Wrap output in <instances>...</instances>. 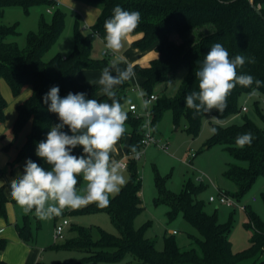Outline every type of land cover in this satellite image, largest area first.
Returning <instances> with one entry per match:
<instances>
[{
    "label": "trees",
    "instance_id": "16d2710c",
    "mask_svg": "<svg viewBox=\"0 0 264 264\" xmlns=\"http://www.w3.org/2000/svg\"><path fill=\"white\" fill-rule=\"evenodd\" d=\"M98 6L100 15L91 31L104 41L105 20L111 18L113 9L119 5L127 11H138L141 16L138 27L131 33L142 37L133 43L140 50L154 47L158 58L148 67L135 66L136 74L142 79L140 85L145 97L157 95L158 99L151 107L152 127L155 129L163 113L170 110L174 121L179 124L186 120L187 131L197 136L202 121L209 113H195L185 103L186 95L198 91V80L195 73L203 64L204 58L215 43L222 44L229 52V57L242 55L246 58L243 67L238 68V74H249L264 81V0H253L260 7L262 16L258 15L250 0H78ZM34 6H55L52 0H0V16L8 8H21L26 13ZM49 14V13H48ZM53 19L48 22L40 19L37 32L28 34L27 45L20 48L16 42L8 41L18 33V25H0V82L4 80L11 88L14 96H19L24 90L31 89L30 96L18 106L17 120L12 133L5 135L7 140L4 150L11 156L8 166L14 170L21 166L22 173L26 160L29 158L39 165L44 161L36 156L37 143L46 139L53 125L54 113L48 111L43 103V96L52 86L60 88L59 95L66 96L69 92H83L89 99L111 103L104 95L98 94L97 85L79 84L76 75L82 70H103L110 65L108 58L94 59L91 56L92 41L85 35L77 20L74 28V49L68 56L55 55L49 61L44 60L46 53L55 45L65 28V14L55 7ZM106 42V41H105ZM254 58V63H248L247 58ZM184 75L181 85L174 95L158 92L162 84L169 87L179 75ZM251 87L237 85L227 99V108L221 113L214 110L217 120L225 122L239 115L242 108L239 99L243 94L250 93ZM127 85L122 84L116 91V99L121 103L126 96ZM264 96V84L258 89ZM6 101L0 88V125L5 122ZM125 123L126 132L121 138L125 143L129 136L127 154L141 148L143 138V119L131 112ZM256 114L264 123V112L257 107ZM217 129L206 143V148L223 145L233 159L244 162L247 167L229 164L225 177L236 185V192L227 194L238 202L252 189L256 180L264 176V128L259 127L254 120L245 116L240 124L222 126L213 124ZM64 131L69 130L65 127ZM155 132V130H154ZM251 132L253 141L250 146L240 148L235 140L238 135ZM69 134H71L69 132ZM23 135V137H22ZM74 155H81L82 148L73 150ZM112 156V154H111ZM130 178L121 187L119 193L109 197L108 207L100 208L96 203L74 209L71 214L107 213L118 235L106 232L98 226L76 228L75 239H67L66 243L54 244L55 250L82 252L85 256L79 264H240L251 261L250 264H264L261 259L264 252V222L245 205L250 227L254 229L250 246L241 253L232 249L229 234L231 223H221L217 213L208 214L204 211V202L197 200V195L203 186H195L187 182L179 194L167 189L166 183L170 174L161 177L155 169V185L158 190L156 205L165 204L169 207L167 213L170 221L182 216L192 224L199 233L194 238L195 247L182 250L174 236L165 237L163 250H158L155 243L146 236L150 224L140 228L134 227V220L141 214L142 180L138 174L137 160L128 158ZM78 177L77 189L82 184ZM264 202V193L262 194ZM8 199L4 190L0 191V217H7L6 205ZM31 217L39 218L35 209L25 215L21 224L16 226L20 238L25 243H34L36 233L30 226ZM6 242L0 239V253ZM131 255L133 261H125ZM0 264H4L0 261Z\"/></svg>",
    "mask_w": 264,
    "mask_h": 264
},
{
    "label": "rangeland",
    "instance_id": "374dc122",
    "mask_svg": "<svg viewBox=\"0 0 264 264\" xmlns=\"http://www.w3.org/2000/svg\"><path fill=\"white\" fill-rule=\"evenodd\" d=\"M74 1L86 5L87 7L100 10L98 6L83 1ZM60 11L65 14V28L55 45L44 56L45 61H49L57 54L62 56L71 54L74 49V28L77 20H79L81 31L84 33V17L79 9L69 4L62 6ZM42 17L48 22L53 19V14L47 13L46 6H34L28 13L21 8H8L5 10L3 16H0V25L11 26L17 24L19 34L15 37H9L7 40L9 42H16L20 48H25L28 34L38 31L39 22ZM85 35L90 36L92 41V58L103 59V44L93 39L89 31H86ZM110 61L109 59V62ZM183 76V74H180L176 77L169 87H165L164 84L160 85L158 87V92H166L171 96L176 94L181 85ZM124 84L127 86L130 84V88H127L126 96L122 101L125 100L127 104L136 105L138 108L137 114H145V107L138 95L139 92L142 91L141 87L135 86L133 81H126ZM0 86L2 96L6 101V118L5 122L0 125V144L3 142L5 144L8 139L5 140L3 137L12 133L18 116L17 108L28 98L27 90L29 88L24 90L19 96H14L7 82L1 80ZM239 106L240 108L246 107L247 111H241L239 115L225 122L217 120L214 115V110H212L204 117L199 133L195 137L187 131L185 119H182L179 124L175 123L174 115L170 110L165 111L161 119L157 122L154 133L159 142L143 149L140 158L137 160L138 174L142 180L141 206L143 210L134 220V227L140 228L145 224H150L146 236L155 243L158 250H163L165 246V237L171 236H174L178 246L182 250L194 248L196 246L194 238L199 237V233L195 227L182 218V216L170 221L167 216L169 207L165 204H155V199L158 198V190L155 185V169H157L159 175L163 178L169 174L171 175L166 183V187L175 194L182 192L187 182L195 186L202 185L203 190L197 195L196 199L204 202V211L208 214H214L216 212L219 222L225 224L231 223L232 229L229 234V241L231 242L233 251L241 253L249 248L255 231L250 227L248 213L240 208H231L221 205L219 202L209 201L211 196L217 198L221 193L233 194L236 192V185L225 177V172L229 164H238L247 167L246 163L233 159L223 145L218 144L206 148V143L213 134L211 131L212 125L219 124L222 126H229L232 124H240L243 122L245 116H248L254 120L259 127L264 128V123L256 114L257 107L260 111L264 112L263 95L259 94L254 97H249V95L243 94L239 99ZM212 117H215V119ZM128 137L129 136L126 138ZM6 155V151L0 147V191L3 189L8 199L6 205L8 217V215L11 216L14 214L11 206H8V204L14 206L16 204L19 207L10 195V182L17 177V174H22V172L20 169L21 166H17L14 170L9 168ZM112 159L119 163H127V151L121 159H116L113 155ZM40 166L46 170H50L51 167L45 161H43ZM122 172L128 181L130 178L129 168L122 169ZM84 184L85 182L82 180V184L78 190L82 189ZM263 193L264 176H260L257 178L252 189L239 203L247 205L249 209L255 212L264 222ZM116 194L110 195V198L114 197ZM254 198L256 201H253ZM70 210L72 211L70 208H65L61 216L54 217L51 220L44 221L39 219V230L37 229V220L31 217L30 226L34 233H36V240L34 243H25L20 238L15 226H13V230L6 231V233L1 236V239L6 242L4 250L0 253L1 262L4 264H16L18 261L17 257L14 258V254L17 251L26 252V249L23 247L25 244L31 247L34 245L43 246L42 244L48 246L50 243L53 245L54 243L60 245L66 243V241L56 242L55 240L53 232L55 225H57V220V223H59L67 219L71 223L67 229V239L76 238V233L74 232L76 228H86L90 226H98L108 233L118 235V231L113 226L107 213L75 215L71 214ZM17 211L20 213L22 209L19 207ZM6 218L0 217V219ZM174 231L176 232L175 234L173 233ZM19 241H21V244ZM83 254L82 252L76 251L62 250L56 252L47 250L44 253L43 260L44 264H59L66 255H72V257H74L77 255L83 256ZM261 259H264V252ZM125 261H133V257L129 255ZM250 262L249 260L240 264H250Z\"/></svg>",
    "mask_w": 264,
    "mask_h": 264
},
{
    "label": "clouds",
    "instance_id": "9594fccd",
    "mask_svg": "<svg viewBox=\"0 0 264 264\" xmlns=\"http://www.w3.org/2000/svg\"><path fill=\"white\" fill-rule=\"evenodd\" d=\"M140 20L138 11H127L119 5L114 7L113 15L104 23L106 48L113 53L119 52ZM247 62L254 63L255 60L249 57ZM245 63L244 56L230 58L222 44H213L195 73L198 91L186 95V106L195 113H210L212 110L222 113L237 85L251 87L255 84L256 87L248 95H259L258 89L264 81L237 72ZM135 77L131 64L121 69L113 62L102 70L95 83L101 86V95L111 103L89 99L83 92H69L61 97L57 86H52L43 96V103L48 106L49 112L57 115L59 123L50 127L46 139L37 143L35 151L37 157L51 166L50 170L29 158L23 173L17 174L10 182V195L24 214L35 209V215L47 221L61 216L65 208L79 209L91 203L100 208L109 206L110 195L119 193L127 182L122 165L111 156L126 132L128 119L124 105L116 99L115 89ZM138 95L147 108L148 101L143 100L146 93L140 91ZM65 127L68 132L64 131ZM211 131L217 133L215 127ZM252 141L253 134L246 132L238 135L235 143L243 148L250 146ZM77 147L82 148L79 156L73 154ZM131 151L136 153V147L132 146ZM78 177L85 182L80 190L77 189Z\"/></svg>",
    "mask_w": 264,
    "mask_h": 264
},
{
    "label": "crops",
    "instance_id": "0c3cea01",
    "mask_svg": "<svg viewBox=\"0 0 264 264\" xmlns=\"http://www.w3.org/2000/svg\"><path fill=\"white\" fill-rule=\"evenodd\" d=\"M58 2H59V8H61L62 6H66V5L70 4V5H73L74 7H76L77 9H79L83 13V17H84L83 30H84V33L86 34V31H89L91 34V37L93 39H95L98 42L103 44L102 58L110 59L111 60L110 65L113 62H116L118 64V66L121 69H123V68L127 67L128 64H131L133 66L134 71H135V66L138 65L140 67H148V66H150V64L153 60L158 58L159 55L156 52L154 47L148 48L147 50H140L139 48L134 47L133 43L142 37L141 34L132 35L130 33L127 36V38L125 39V41L123 42L122 49L119 52H115V53L111 52L110 50H108L106 48V42L101 37H99L97 34L90 31L91 30L90 27L95 24L96 20L98 19L99 15H100V10L87 7L86 5L79 4L78 2L76 3L74 0H58ZM105 50L107 51V55L103 54V52ZM101 72H102V70H82V71L77 73L76 80L79 84L97 85L98 86V94L101 95V86L98 83H95L96 81L99 80V78L101 76ZM113 75H115L114 71H113ZM130 81H133L134 85L137 87H140V85L142 83V79L137 74H136L135 79L130 80ZM121 86H122V84L117 86L115 91L120 89ZM0 88H1V86H0ZM127 88L128 89L130 88V84H128ZM27 92H28L27 96L29 97L31 94V90L28 89ZM121 104L124 105L125 110L127 112H129V107L131 105L127 104V101H125V100L122 101ZM57 123H59V120H58L57 115L55 114L53 125L57 124ZM128 141H129V137L125 140V143H122L121 140L118 142V144L116 146V151L112 153V155L116 159H121L124 156V154L127 151ZM0 145H1L0 147H2L4 150V146H5L4 142L1 143ZM10 158H11V156L7 153L6 160L8 162H9ZM20 169L22 172V168H20ZM4 181H5V179H4ZM141 195H142V192H141ZM253 201H256V199L254 198ZM8 206H11L14 214H12L11 216L8 215V217L6 219H0V239H1V236H3L6 233V231L13 230V226L16 227L18 224H21L20 221L22 222L23 217L26 215V214H24V212H22L23 210L20 212L21 214L17 211L19 207L16 204H15V206L8 204ZM72 210H74V209H72ZM57 221H56V224H57ZM19 242L21 244V241H19ZM42 245L43 246L34 245L31 247L29 245H26V244L23 245V247L26 249V252H22V251L18 252L17 251L14 254L15 255L14 258L17 257V261H18L16 264H44L43 256L47 250H52V251H56V252L62 251V250H55V249L51 248V246L53 245L52 243H50L48 246H45L44 244H42ZM84 256H85L84 254H83V256L77 255L74 257H72V255H66L59 264H79L78 262ZM0 261H2V260H0ZM86 264H94V263H86Z\"/></svg>",
    "mask_w": 264,
    "mask_h": 264
},
{
    "label": "built area",
    "instance_id": "2783aa9c",
    "mask_svg": "<svg viewBox=\"0 0 264 264\" xmlns=\"http://www.w3.org/2000/svg\"><path fill=\"white\" fill-rule=\"evenodd\" d=\"M52 1L55 2V6H52V7L47 9V13H49V14L53 13L55 7H59L58 0H52ZM103 54L107 55V51L105 50L103 52ZM157 99H158V96L155 94L150 95L149 97H144V100L148 101V106H147V108H145L146 113L143 115L137 114L138 108L136 105H131L129 107V112H131L136 117L143 119V125H142L143 138H142V142H141V148L139 150H137L136 153L127 154L128 158L131 157L133 159L138 160L141 156V152L143 151V149H146L147 147L154 145V144H157L159 142V140L156 139L154 131H151V129H153V127H152L153 117L151 114V107ZM246 111H247V108L242 107V112H246ZM120 164L122 165V169L127 168V163L120 162ZM209 201L210 202H219L221 205L231 207V208H240L243 211H245V207H246L245 205H242L237 200L228 196L225 193H221L217 198L214 196H211L209 198ZM70 225H71V223L67 219H64L62 222L57 223V225L55 226V229H54V237H55L56 242L57 241H66L67 229ZM173 233L175 234L176 232H173Z\"/></svg>",
    "mask_w": 264,
    "mask_h": 264
},
{
    "label": "water",
    "instance_id": "95a60500",
    "mask_svg": "<svg viewBox=\"0 0 264 264\" xmlns=\"http://www.w3.org/2000/svg\"><path fill=\"white\" fill-rule=\"evenodd\" d=\"M250 3L253 6V8L255 9V11L257 12V14L262 16L263 14H262V11H261L260 7L255 6L254 3H253V0H250Z\"/></svg>",
    "mask_w": 264,
    "mask_h": 264
}]
</instances>
